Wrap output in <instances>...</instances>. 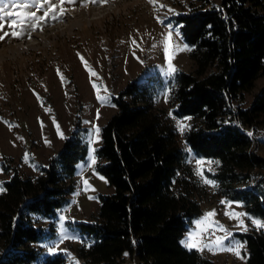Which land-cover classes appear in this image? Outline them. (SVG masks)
I'll use <instances>...</instances> for the list:
<instances>
[{
	"label": "trees",
	"instance_id": "trees-1",
	"mask_svg": "<svg viewBox=\"0 0 264 264\" xmlns=\"http://www.w3.org/2000/svg\"><path fill=\"white\" fill-rule=\"evenodd\" d=\"M175 19L194 63L174 74L172 114L192 118L183 139L196 155L219 162L206 172L218 193L264 221V156L246 129L264 123V85L245 100L255 79L264 78V0H220ZM162 85L160 74H149L111 96L116 109L100 127L93 167L112 190L97 194L93 219L73 223L85 236L81 264H126L127 257L138 264H221L180 243L200 207L177 133L154 106ZM86 133L77 125L37 174L15 171L2 181L0 264L40 258L33 243L55 230L39 221L69 202L88 151ZM233 235L245 245L242 264H264V229ZM64 262L57 255L43 264Z\"/></svg>",
	"mask_w": 264,
	"mask_h": 264
},
{
	"label": "rangeland",
	"instance_id": "rangeland-1",
	"mask_svg": "<svg viewBox=\"0 0 264 264\" xmlns=\"http://www.w3.org/2000/svg\"><path fill=\"white\" fill-rule=\"evenodd\" d=\"M219 2L220 0H157V7H154L148 0H110L103 6H67L62 22L49 20L43 31L38 29L32 32L31 39L7 37L0 42V186L15 171L26 175L37 174L39 166L46 164L61 148L65 137L74 127L82 125L87 129L88 151L86 158L77 164L75 188L70 194L69 202L59 208L54 216L40 219L39 222L46 226L52 224L55 231L51 238L33 243V246L41 250L40 258L33 264H43L46 258L57 255L65 258L64 264H72L71 258L81 264L78 247L83 242L78 241H84L85 236L73 223L93 219L99 205L97 194L112 190L105 182L106 179L94 170L93 164L87 167L94 156L92 150L100 141L95 128L100 129L115 111L112 95L129 80H143L154 73L160 74L163 79L162 87L153 98L154 106L166 116L177 133V143L184 154L183 160L191 171L189 177L193 184V196L200 207V214L192 219L182 240L194 228V221L215 210V220L231 232L233 241L240 242L233 233L243 230L236 226V220L224 215L226 205L221 201L232 202L231 211L245 213L241 203L226 199L218 193L216 187L204 184L196 175L195 159L214 160L196 155L183 139V133L178 130L177 121H182L185 130L192 118H178L172 114L174 74L177 70L188 71L194 67L190 50L179 51L172 59L171 63L176 69L174 73H167L164 52L165 36L170 29L179 32V35L173 32L172 45H179L181 48L187 45L180 35L176 15L203 5H218ZM159 4L167 7L157 10ZM168 8L174 12L167 11ZM133 41L136 43L133 44ZM187 47L190 49L188 45ZM171 51L170 46L169 52ZM81 56L96 76L90 78ZM93 83L100 86V94L108 98L105 106H101L97 100ZM262 85L263 77L255 79L253 87L245 94V100L249 102L252 94ZM104 88L107 92L103 91ZM188 117L190 119H186ZM57 126L63 138L58 134ZM246 129L248 133H252L250 137L255 150L264 156V123L256 128ZM215 164L202 166L204 176L211 181L214 180L206 172L212 171ZM84 180L90 185L88 190H85ZM90 196L94 199H89ZM61 216L65 217V221L60 220ZM248 217L258 219L248 214L243 217L247 229H257ZM62 224L65 231L78 240H65L55 251H49V246L60 235ZM202 254L221 264L243 263V259L230 252L213 255L205 250ZM126 264L138 263L133 257H127Z\"/></svg>",
	"mask_w": 264,
	"mask_h": 264
},
{
	"label": "snow or ice",
	"instance_id": "snow-or-ice-1",
	"mask_svg": "<svg viewBox=\"0 0 264 264\" xmlns=\"http://www.w3.org/2000/svg\"><path fill=\"white\" fill-rule=\"evenodd\" d=\"M110 0H0V42L5 41L7 37H11L13 39H24L27 37L31 39L32 32L36 30L43 31V28L48 24L49 20L62 22L63 17L66 15L68 7H87L89 4L93 6H103L109 3ZM148 3L157 7V0H148ZM166 5L159 4L158 8H166ZM167 11L174 12L173 9L168 8ZM39 13V14H38ZM158 22L163 23L162 20H158ZM7 29V30H5ZM175 32L176 35H179L178 30L170 29L168 34L165 36L164 40V52L165 59L167 63V73H174L176 69L172 65L171 61L174 59L175 55L179 51H188L190 50L187 45L181 48L179 45L171 44V37ZM136 41H133L135 44ZM170 46L172 47L171 53L169 52ZM155 47V45H153ZM80 56L79 53H77ZM82 63L86 70L90 74V78L92 76H96L97 74L87 65L84 61V58L80 57ZM59 75V71H58ZM61 82L63 83V77L61 76ZM93 89L96 90V98L101 103V106H105L108 104V98L100 94V86L96 83L92 84ZM104 92H107V89H103ZM114 106V105H109ZM171 116V113H169ZM99 117V111L97 112V118ZM190 119V117L186 118ZM55 123V121H54ZM178 130L183 133L185 125L182 121H177ZM58 134H62L59 132V126H57ZM100 129L98 127L95 128V133L98 135ZM249 136L252 133H248ZM93 152L95 149L92 150ZM196 175H198L204 184H207L212 187H216L214 181L207 179L203 174V165L208 164L211 165L213 163L218 164V161H204L203 159H195ZM95 163V157L92 156L90 163L87 167H91L92 164ZM85 166H82V168ZM211 170V169H209ZM96 174L95 172L93 173ZM101 179H103L101 177ZM106 182V181H105ZM85 185V190L90 188L87 180L83 181ZM94 190V189H93ZM5 189L0 186V193L4 192ZM89 199H94V197H89ZM222 204L226 205V210L224 215L227 216L231 220L237 221V227L241 228L243 231H247V226L244 224L243 217H246V213H237L235 211H231L232 202L229 201H221ZM239 207V205H237ZM216 211L212 210L204 214L203 217L194 221V228L189 230L185 239L181 240L180 243L187 248L189 251L195 249L198 252H204L207 250L211 252L213 255L219 252H230L233 255L237 256L240 259H244L241 255L240 249L244 248L245 245L241 244L238 241H233L231 239V232L226 229L222 224L215 220ZM251 220V223L257 229H264V221L254 219L252 217H248ZM61 221H65V217H60ZM217 233H223V235H217ZM207 238V239H205ZM65 240H78L77 237L71 236L65 231L63 228V224L61 225L60 235L56 241L49 246V251H55L59 244L63 243ZM227 241V243H226ZM83 242V241H78ZM70 256V253L68 254ZM127 255V253H125ZM72 259V264H79L75 258Z\"/></svg>",
	"mask_w": 264,
	"mask_h": 264
},
{
	"label": "crops",
	"instance_id": "crops-1",
	"mask_svg": "<svg viewBox=\"0 0 264 264\" xmlns=\"http://www.w3.org/2000/svg\"><path fill=\"white\" fill-rule=\"evenodd\" d=\"M182 240V239H181Z\"/></svg>",
	"mask_w": 264,
	"mask_h": 264
}]
</instances>
